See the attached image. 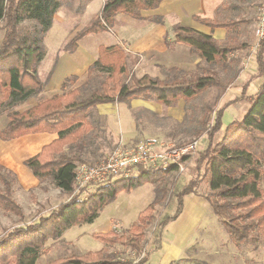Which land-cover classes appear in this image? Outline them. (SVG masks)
Returning <instances> with one entry per match:
<instances>
[{"label": "trees", "instance_id": "16d2710c", "mask_svg": "<svg viewBox=\"0 0 264 264\" xmlns=\"http://www.w3.org/2000/svg\"><path fill=\"white\" fill-rule=\"evenodd\" d=\"M162 0H105L100 11L64 48L73 51L79 39L89 33L112 28L115 16L123 13L141 18L143 10L158 7ZM60 7L59 0H0V28L4 29L0 41V111L9 109L43 90L44 82L37 75V66L45 57L44 36L51 27L54 15ZM211 28H235L239 20L208 19L195 16ZM150 20L159 21L160 17ZM173 39L187 44L207 64L201 73L159 78L149 74L136 76L130 73L127 53L119 45L99 47L96 60L88 68L84 84L72 89L77 76L64 79L61 93L22 112L9 111L8 122L0 129V139L10 140L29 133L54 132L57 137L41 150L24 160V164L38 180L50 179L68 194L67 198L51 207L47 213L23 225L7 229L0 235V264H123L125 261L102 249L84 253H72L46 262L39 257L48 252L49 239L57 240L75 224L90 223L99 210L115 198L121 189L130 190L147 181H153L150 171L162 168H137L138 174L114 179L84 192H75L74 174L79 163H87L82 156L87 145L97 137L93 131H104L102 124L88 120L90 110L100 103L129 101L133 98L151 99L168 106L179 98L185 107L192 108L197 96L208 88L224 90L232 77L223 80L212 69L216 64L222 69L231 66L229 53L232 44L219 43L209 34L191 27L176 25ZM245 43L241 44V47ZM257 74L264 75V37L258 41ZM103 76L99 87L82 95L83 86L89 85L94 76ZM250 108L241 119L227 124L222 137L214 141L221 128L223 107L211 109L210 123L199 122L196 138L204 134L207 146L199 151L195 161V175L174 194L175 210L166 215L160 226L176 219L182 211L183 196L197 193V187L205 181L210 193L203 194L212 213L222 222L226 234L234 245L264 241V80L258 91L250 96ZM91 132V133H90ZM90 133V134H88ZM98 161V160H97ZM172 167L163 171L168 173ZM16 176L0 164V208L23 217L21 206L12 196V183ZM155 196L131 223L129 234H116L114 230L95 232L92 236L106 244L120 243L142 251L141 239L145 235L144 220L154 219V205L164 200L167 189ZM84 192V193H83ZM145 254V253H144ZM142 264L147 260L146 253ZM127 263V262H126ZM173 264V263H172Z\"/></svg>", "mask_w": 264, "mask_h": 264}, {"label": "crops", "instance_id": "0c3cea01", "mask_svg": "<svg viewBox=\"0 0 264 264\" xmlns=\"http://www.w3.org/2000/svg\"><path fill=\"white\" fill-rule=\"evenodd\" d=\"M92 2L97 4L95 8L98 13L104 2L100 7L99 0H88L86 10ZM250 6L251 2L249 0H162L157 8L151 9L152 11H158L162 8V21L161 19L159 21H152L150 20L151 18L145 20L118 13L112 28L107 31H101L108 32V37L103 39V43L92 45L89 43L83 44L81 40L88 34L79 39L73 51H68L64 48V45L70 39L66 43H63L61 54L56 58V62L47 69V73L42 68H39V73L36 70L37 75L44 82L43 90L17 104L10 111L22 112L60 93L64 79L71 75L77 76V84L79 81H85L89 66L98 57L100 46H121L127 53V63H130L131 66L129 67L130 73L134 75L149 74L161 79L166 78L164 75L158 74L156 68L184 69L191 71V74L201 73L195 70L198 67L197 65L204 64L202 59L187 44L174 41L173 39L174 26L183 25L209 34L219 43L232 44L233 47H236L235 50L229 53V59L234 68L229 66L228 68L222 69L220 67L224 73L223 78L217 69L211 67L218 72L223 80L232 77L231 82L222 90L223 93L217 101L219 106L216 108L223 107L222 125L214 136V139L219 140L229 122L234 119H241L245 115L250 108V96L258 91L259 85L264 80V75L260 76L257 74V49L259 46L255 36L257 16H255V11ZM220 8H223L224 12L221 15L219 14ZM228 8L241 9L243 11H235L236 14L229 15L226 13ZM195 16L208 19L239 20L240 22L231 30L223 27L211 28L194 19ZM118 18L120 19L119 22H117ZM247 38H254V43H251V40H247ZM242 43H245V45L241 47ZM255 46L256 49H254ZM65 52H68L67 54L71 53L70 56H66L67 54ZM47 55L48 51L46 49L45 57ZM65 57L68 64H72L71 70L69 69L70 73H64L57 78L53 72L57 66H60L59 60ZM180 100L182 102H179ZM183 101L182 98H179L174 106H168L151 99L133 98L129 101L97 104L94 112L100 115V119L104 122V131H98L97 137L92 140L93 144L90 143L87 145L86 150L81 153L82 156L89 163L97 161L107 154L106 149L108 147L102 140L101 134L110 138L112 145H123L129 143L128 141L130 140L144 138L147 132L145 128L150 123L148 119L143 121L141 118L136 117L137 110L146 111L145 113H157L161 118H173L177 122H181L185 118V101ZM231 106H234L235 109H229ZM7 113L3 117H0V129L8 122ZM203 135H200V140H197V151H202L207 146L208 140ZM56 137L57 133L54 132H36L14 139L4 140L6 141L5 143L0 142V164L13 173H18L20 183L24 186H36L39 180L24 164V160L37 154L44 145L50 143ZM145 137L147 136L145 135ZM188 160L192 162V158ZM192 172L193 169L188 168L189 176L192 175ZM206 209L212 212L201 193L197 192L184 195L181 213L176 219L169 221L165 225L163 235H165V232L171 230V235H173L171 238L173 239L181 236L183 229L190 230L188 232V235H190V232L193 233L200 221L203 220L207 211ZM187 220H191V222L188 224L185 223ZM166 245L165 247L163 242L162 247H160L162 252L160 262L163 261L166 264H172L173 262L171 261L186 249L184 240L179 245L176 242H173L172 245L170 243ZM153 252L147 257L146 262L153 263L154 259H151Z\"/></svg>", "mask_w": 264, "mask_h": 264}, {"label": "rangeland", "instance_id": "374dc122", "mask_svg": "<svg viewBox=\"0 0 264 264\" xmlns=\"http://www.w3.org/2000/svg\"><path fill=\"white\" fill-rule=\"evenodd\" d=\"M99 1L101 7L105 0ZM59 2L60 7L56 11L52 25L46 32L43 41L45 48L48 51V55L47 57H44L37 66L38 73L39 68H42L45 73H47V69L56 62V58L61 54L63 43H66L78 33L82 27L86 26L97 13L95 8L97 4L93 2L86 10L88 0H59ZM249 2H251V9L255 11L254 14L257 16L258 7L264 4V0H249ZM235 11L241 12L243 10L228 8L226 13L234 15L236 14ZM223 13V8H220L219 14L221 15ZM154 16L160 17L162 21V8L158 11L151 10L141 12V19L148 20ZM119 20L120 19L118 18L117 22H119ZM125 20H127V18H125ZM3 34L4 29L0 28V41ZM107 34L108 32L88 34L81 40V42H83V44L89 43L90 45L103 43V39L108 37ZM247 40H251V43H254V38H247ZM256 46L254 49H256ZM65 53L67 54L68 52ZM70 54L71 53L66 56H70ZM59 65L60 66H57L53 72L57 78L64 73H70L72 64H68L66 57L59 60ZM128 65L131 67L130 63ZM206 65L207 64L205 63L197 65L198 67H196L195 71H204ZM212 68L217 69L223 78L224 73L218 65L212 64ZM156 72L160 75H164V77L188 75L192 73L191 71L184 69L175 70L164 68H156ZM137 75L141 76L140 74ZM102 79L103 76L101 75L94 76L93 80L89 82V85L83 86L82 95H87L91 88L99 87V82ZM85 81H79L78 84L77 82L74 84L72 83L66 88L72 89L75 86L84 84ZM222 93L223 91L220 89L208 88L205 92L195 98L191 105V109L185 108L184 106L185 118H183L181 122H177L173 118H161L157 113H145L146 111L137 109L136 117L141 118L143 121L148 119L150 124H147V127L145 128V131H147L145 133L146 136H156L166 143L185 144L199 139V137L197 136L196 138L195 135V131L199 127V122L210 123L213 118V111H210L219 106L217 101ZM179 102H182V100ZM13 107H10L9 109L2 108L0 111V117H3V115L9 112ZM94 108L95 107L90 110L88 120L95 125L101 123L103 126L104 122L100 119V115L94 112ZM229 109L233 110L235 107L231 106ZM93 133L98 135L97 131H93ZM203 136L205 137V135ZM101 137L105 145L108 147L106 149L107 153L117 146L112 145V140L107 136L101 134ZM138 139L130 140L128 142L129 144H132L133 142L138 141ZM214 141L217 140L214 139ZM0 142L5 143L6 141L0 139ZM198 152L199 151L193 155L192 162L188 160L189 158L191 159V157L186 159L187 162L185 164V169L187 172L182 171L181 173H177L175 170H172L165 173L163 170L167 167H161L162 169L150 171L154 178L153 181L144 182L130 190H119L115 198L99 210L98 216L92 222L75 224L66 229L57 240L49 239L45 245L49 246V250L39 257L38 262H46L72 253L79 254L102 249L103 251L112 253L125 261L123 264L140 263L144 260L143 256H145L146 253H148L149 256L154 251L151 258L154 259L152 264H161V262L162 264H166L163 261L160 262L162 256L160 247H162L163 242L166 247V244L168 243L172 245L173 242H176L179 245L180 242L184 240L186 249L182 251L177 258L171 261L173 264H264V241H259L255 244L246 242L237 246L234 245L228 238L220 219L212 212H209L208 209H206L207 211L203 220L200 221L193 233L190 232V235H188L190 230L187 229H183L181 236L173 239L171 238V236H173L171 235V230L165 232V235H163L164 228L160 226V221L166 215H170L174 212L175 192L195 175V161L198 158ZM101 158H99L98 161ZM95 162L96 161L89 163ZM23 166L26 168L24 164ZM188 168L193 169L192 175L190 176L188 175ZM5 169L11 171L6 167ZM138 172V169L133 170L134 175L138 174ZM14 174L16 179L12 183V196L21 206L23 217L20 218L17 214L4 211L0 208V235L7 229L23 225L24 222L35 219L40 212L47 213L51 207H54L68 196L66 192L57 188L50 179L39 180V183L36 186L26 187L20 183L18 173L15 172ZM1 186L2 184L0 183V187ZM160 186H164L167 189L166 195L164 200L154 205L155 212H152L154 214V219L152 220L151 218L150 220H144L143 230H145V235L141 239V245L143 244V248L139 254L120 243L106 244L92 236L95 232H106L109 230H114L118 235H128L131 223L137 219L139 213L154 200L155 196L160 197L162 195V191L158 189ZM94 187H97V185L87 187L84 192L90 191ZM197 191L203 194L210 193L205 181H202L198 185ZM189 222H191V220H187L185 223L188 224ZM142 264L151 263L145 261Z\"/></svg>", "mask_w": 264, "mask_h": 264}, {"label": "built area", "instance_id": "2783aa9c", "mask_svg": "<svg viewBox=\"0 0 264 264\" xmlns=\"http://www.w3.org/2000/svg\"><path fill=\"white\" fill-rule=\"evenodd\" d=\"M255 36L264 37V4L258 8ZM197 152V140L185 144L166 143L156 136H147L132 144L117 145L95 163H79L75 168V192L92 185L128 178L137 168L172 167L177 173L185 170V162ZM133 264V263H131Z\"/></svg>", "mask_w": 264, "mask_h": 264}]
</instances>
